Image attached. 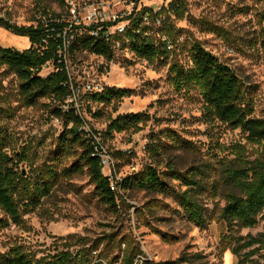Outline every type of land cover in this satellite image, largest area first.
<instances>
[{
  "label": "rangeland",
  "instance_id": "obj_1",
  "mask_svg": "<svg viewBox=\"0 0 264 264\" xmlns=\"http://www.w3.org/2000/svg\"><path fill=\"white\" fill-rule=\"evenodd\" d=\"M172 0H66L77 12L69 17L89 25L90 17L97 14L109 21H119L134 7H153L158 10ZM187 12L183 19H175L174 26L179 43L174 52L175 61L185 66L191 64L189 49L199 42L223 62L230 65L242 78L248 98L255 107V115L264 117V53L258 44L259 34L264 28V0H186ZM43 8L49 13L68 16V8L58 0H0V18L18 26L36 25L45 18ZM119 22L110 28L117 31ZM150 35L159 40L161 35L154 26ZM0 45L26 50L30 40L4 27H0ZM172 57L170 58V62ZM71 76L78 86L75 90L76 106H83L86 127L98 133L113 156L114 175L125 177L141 171L148 165L155 166L166 175L170 164L185 172L192 166L202 165L207 173L206 182L218 181L219 195L202 198L208 211L225 205L221 163L233 158L234 150L243 146L247 155L256 157L261 147L247 140L240 129L215 121L207 123L202 117L203 97L198 89L178 91L169 81V64L164 60H146L128 49L117 48L113 61L86 52L78 54L77 60L69 62ZM54 70L47 64L42 76ZM100 89L116 86L135 91L125 97L116 111L113 106L106 114L94 118L89 112L84 95L86 85ZM70 102V101H69ZM48 100H40L34 106H26L21 99L19 80L6 67L0 65V112L1 125L9 138L8 151L26 153V160L18 169L34 177L48 167L55 166V154L59 136L64 131V120L56 117L47 107ZM97 105L92 107L93 110ZM147 112L152 119L141 124V129L114 133L106 137V115ZM177 137L173 142L172 136ZM157 149L158 155L153 150ZM126 153L124 158H115L116 152ZM72 160L67 161L70 165ZM179 185V182H173ZM185 189V187H182ZM127 202L142 208L152 202L157 206L155 215L144 212L139 216L136 208L123 207L115 215L98 202L94 185L87 176L74 177L57 186L51 196L42 200L35 210L23 213L22 225L9 221L0 228V253L14 245H23L37 258L54 255L67 249L68 243L79 238L100 242L105 235L116 233L117 239L127 237L140 244L143 256L155 262L170 261L184 253H203L208 264H239L238 257L220 249V239L227 232L224 221L215 220L205 228L188 221L179 202L173 196L147 191H128ZM7 216L0 208V219ZM264 231V218L254 228H244L240 234L257 235ZM71 237V238H70ZM166 237L167 240L164 239ZM70 238V240L68 239ZM68 239V240H67ZM104 242L100 244L103 248ZM77 246H73L74 250ZM124 248V246H123ZM119 251L116 252L118 254ZM107 263V259L103 260Z\"/></svg>",
  "mask_w": 264,
  "mask_h": 264
},
{
  "label": "trees",
  "instance_id": "obj_2",
  "mask_svg": "<svg viewBox=\"0 0 264 264\" xmlns=\"http://www.w3.org/2000/svg\"><path fill=\"white\" fill-rule=\"evenodd\" d=\"M58 1L67 6V17L62 13H49L43 8L45 18L36 25L18 26L0 18V27L30 40L29 48L22 51L0 45V65L17 76L23 103L34 106L40 100H48L47 107L56 117L64 120L65 125L58 139L55 166L32 177L18 169L19 164L27 159L26 153L11 155L8 151L9 138L1 125L0 112V208L7 216L0 219V228L9 225V221L22 225L23 213L38 208L42 200L51 196L63 181L87 176L94 185L98 202L115 215L123 207L129 210L136 208L127 202L121 191L125 194L128 191H147L173 196L188 221L196 226L205 228L215 220L226 223L227 232L220 239L223 254L231 250L238 257L239 264H264V231L257 235L240 234L241 229L254 228L264 218V117L255 115V107L248 98L241 76L199 42H194L189 49L190 65L185 66L174 60L173 54L179 46L174 17H185L187 1L172 0L158 10L147 6L140 9L134 7L129 15L119 19L128 21L122 33L110 31L119 21H99L87 25L70 20L71 6L66 0ZM154 26L158 27L161 35L159 40L150 35ZM258 44L264 53V28L260 31ZM118 45L149 61L164 60L166 65L169 64V81L176 90L187 92L196 88L200 91L203 97L202 117L207 123L220 121L233 129H240L248 141L261 147L260 153L251 158L243 146H238L234 150V157H227L221 163L224 206L216 205L212 211H208L203 203L204 195L217 196L219 188L218 181L206 182L207 171L202 165L181 172L170 164L166 175L155 166L148 165L123 177L119 182L121 191L111 189V180L103 171L102 159L90 137L91 132L98 133L84 129L87 120L83 106L77 107L74 101L67 100L78 89L71 76L69 62L74 63L78 54L83 52L111 62L116 57ZM47 64H52L54 70L42 76L40 72ZM133 94L135 91L131 89L105 86L102 90L85 93L84 98L92 117L101 118L105 116L107 107L113 106L116 111L118 104ZM94 105H97L95 110L92 109ZM106 118L105 136L112 137L114 133L140 130L141 124H146L152 116L147 112H138L117 117L108 114ZM176 138L172 136L175 143ZM102 141L104 143V139ZM153 152L158 155L157 149ZM125 155L118 151L114 157L124 158ZM70 160L71 164L67 165L66 162ZM175 181L179 185H175ZM156 208L150 202L136 208V212L139 216L144 212L155 215ZM164 239L167 240L166 237ZM77 240L68 243L66 250L42 258L35 257L23 245H14L0 253V264H208L206 255L200 252L184 253L175 260L165 262L145 260L136 263L139 256L144 254L140 244L125 236L117 239L116 233L105 235L100 242L94 241L92 244L84 238ZM102 242L104 245L100 249ZM73 246L77 247L72 250ZM104 259H107V263L103 262Z\"/></svg>",
  "mask_w": 264,
  "mask_h": 264
},
{
  "label": "built area",
  "instance_id": "obj_3",
  "mask_svg": "<svg viewBox=\"0 0 264 264\" xmlns=\"http://www.w3.org/2000/svg\"><path fill=\"white\" fill-rule=\"evenodd\" d=\"M72 8V7H71ZM71 12H73V14H75L77 12L76 9H71ZM132 12V11H131ZM130 12V13H131ZM129 13V14H130ZM72 14V15H73ZM123 18V17H122ZM92 19V21H90L91 23H94V22H99V21H107L105 20L102 15H93L90 17V20ZM109 21H112L111 19ZM119 22H122V21H119ZM160 21H158L159 23ZM90 23V24H91ZM119 24V23H118ZM117 24V25H118ZM125 25H119L117 27V31L119 33H122L124 32L125 30ZM103 89V88H102ZM100 89L98 86L95 87L93 84H87L86 85V90L87 92H91V91H99V90H102ZM76 95V92L74 93V95L72 97H70L67 102H72L74 101V98ZM64 108H67L66 105L63 106ZM84 129L88 132H91V130H89L86 126L84 127ZM90 137L93 139V144L95 146V150L97 152V154L101 157L102 159V162H103V171L104 173L109 176L110 180H111V189L115 192H118V191H121V187L119 185V182L122 180L123 177L121 176H118V175H114L113 173V169L115 167V163H114V159H113V156L110 154V152L107 150L105 144L103 143L101 137L97 134H94L91 132L90 134ZM145 260H150V258L146 257V256H143V255H140L139 258L137 259L136 263H142L143 261Z\"/></svg>",
  "mask_w": 264,
  "mask_h": 264
}]
</instances>
